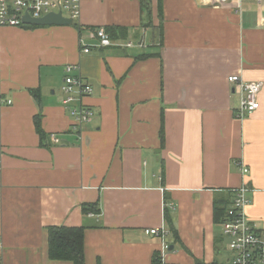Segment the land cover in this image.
I'll list each match as a JSON object with an SVG mask.
<instances>
[{"label": "crops", "instance_id": "1", "mask_svg": "<svg viewBox=\"0 0 264 264\" xmlns=\"http://www.w3.org/2000/svg\"><path fill=\"white\" fill-rule=\"evenodd\" d=\"M162 3L161 26L159 0L150 24L140 0H83L69 25L0 26V264H74L49 257L59 226L85 227V264H154L163 241L146 230L162 226V264H231L214 209L242 184L264 231V86L240 120L227 80L264 82V0ZM69 64L93 88L81 130L62 103Z\"/></svg>", "mask_w": 264, "mask_h": 264}, {"label": "built area", "instance_id": "2", "mask_svg": "<svg viewBox=\"0 0 264 264\" xmlns=\"http://www.w3.org/2000/svg\"><path fill=\"white\" fill-rule=\"evenodd\" d=\"M212 1L216 6H222L237 0ZM82 2L83 0H0V26L24 27L26 24L23 18L26 14L32 18H41L50 13L61 12L64 17L75 21L80 16ZM91 36L97 38L102 47L112 45L111 37L105 28L96 29ZM80 45L84 53L90 52L91 49L86 46L83 38L80 39ZM78 69V65H66V76L62 85V103L68 108L73 130H81L95 114L84 102V98L93 92L92 85L81 73H76ZM227 80L239 97L235 116L244 120L260 108L259 96L264 82L245 81L240 74L229 75ZM56 141L58 142V139ZM248 172L249 169L242 166L243 175ZM248 192L249 187L246 184L233 191V201L221 222L223 233L229 238L228 247L235 255L231 264H264V231L257 230L246 214L249 205ZM169 232L165 226L146 230L147 234L158 236L163 241L160 255L162 263L165 261L163 256L170 249L167 239Z\"/></svg>", "mask_w": 264, "mask_h": 264}, {"label": "trees", "instance_id": "3", "mask_svg": "<svg viewBox=\"0 0 264 264\" xmlns=\"http://www.w3.org/2000/svg\"><path fill=\"white\" fill-rule=\"evenodd\" d=\"M142 13H146L148 17V24L151 23V16H153L152 11V4L151 0H140ZM158 18L160 19L162 24L163 19V3L162 0H159L158 4ZM25 27H38V26H25ZM36 96L38 91H33ZM37 128L43 136V130L39 126V121H37ZM163 134V133H162ZM162 139L164 137L162 135ZM230 205H223L220 201H216L215 209H214V216L215 221L220 223L224 220L227 210ZM83 212L88 214L92 212L94 214H100L101 209L99 203H93L90 205H84ZM167 220L169 221L170 229L173 233V236L176 238L177 234L174 231L173 222L168 217L167 213ZM85 227H68V226H59V227H51L49 229V257L52 260H63V261H71L74 264H85ZM154 264H162L160 253L155 254ZM203 264V263H200Z\"/></svg>", "mask_w": 264, "mask_h": 264}, {"label": "water", "instance_id": "4", "mask_svg": "<svg viewBox=\"0 0 264 264\" xmlns=\"http://www.w3.org/2000/svg\"><path fill=\"white\" fill-rule=\"evenodd\" d=\"M23 22L26 25L32 26H47V25H69L73 20L64 17L61 12L50 13L41 18H32L29 14L24 15Z\"/></svg>", "mask_w": 264, "mask_h": 264}, {"label": "rangeland", "instance_id": "5", "mask_svg": "<svg viewBox=\"0 0 264 264\" xmlns=\"http://www.w3.org/2000/svg\"><path fill=\"white\" fill-rule=\"evenodd\" d=\"M229 256L232 257V253L231 252H229Z\"/></svg>", "mask_w": 264, "mask_h": 264}]
</instances>
